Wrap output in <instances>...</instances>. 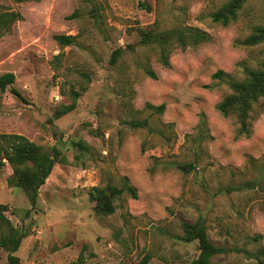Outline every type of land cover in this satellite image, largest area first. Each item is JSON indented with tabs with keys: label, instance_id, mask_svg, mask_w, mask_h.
<instances>
[{
	"label": "rangeland",
	"instance_id": "374dc122",
	"mask_svg": "<svg viewBox=\"0 0 264 264\" xmlns=\"http://www.w3.org/2000/svg\"><path fill=\"white\" fill-rule=\"evenodd\" d=\"M229 1L0 0V16H16L0 26V75L16 77L0 91V136H24L58 156L35 207L10 184L12 167L0 165V205L15 227L29 232L16 253L19 264H77L81 254L84 264L146 258L194 264L199 244L182 240L183 223L198 220L215 245L228 249L209 264H258L253 254L264 248V194L246 184L264 182V99L254 106L249 138H236L237 119L216 106L232 92L228 82L244 80L246 68L264 62V43L242 45L264 27V0H248L227 27L214 23L209 16ZM150 25L199 28L210 41L174 51L164 68L156 50L139 45V28ZM57 35L75 36V44L62 47ZM146 64L156 80L145 75ZM218 71L224 80L213 79ZM146 104L166 109L156 115ZM202 116L209 132L197 148ZM143 119L170 139L126 124ZM184 163L196 171L185 174L178 169ZM124 178L137 199L124 196L113 214L96 213L91 190L120 188ZM8 262L0 247V264Z\"/></svg>",
	"mask_w": 264,
	"mask_h": 264
},
{
	"label": "trees",
	"instance_id": "16d2710c",
	"mask_svg": "<svg viewBox=\"0 0 264 264\" xmlns=\"http://www.w3.org/2000/svg\"><path fill=\"white\" fill-rule=\"evenodd\" d=\"M18 2H36L40 3L44 0H17ZM248 0H231L221 9L212 13V21L224 27L237 21L239 12ZM151 10L150 7H146ZM76 14L68 18V20L76 18ZM16 20L15 15L0 16V26L12 23ZM140 41L139 45L143 47L153 48L157 52L158 62L164 67H170V58L174 51L185 50L187 48L198 47L210 41V36L191 26L176 27L166 31L159 30L155 25L145 28H139ZM75 36L57 35L55 40L62 46L68 47L75 44ZM264 43V27H256L254 31L242 42L246 47H255ZM123 49L115 50L110 59V64L115 66L123 55ZM148 65V64H146ZM144 73L147 77L156 80L157 74L150 65L144 66ZM226 74L218 71L214 76V80H224ZM16 77L12 73L0 75V91L5 92L9 87L13 86ZM229 87L231 93L226 95L223 100L216 106V111L225 118L234 116L237 119L238 128L236 138H249L252 134V117L255 112L254 106L264 99V62L257 69H245V79L242 81H230ZM11 93L21 98V94L15 88L10 89ZM166 109V105L153 106L145 105V110L152 114L162 115ZM133 129H147L151 132L161 135L164 139L169 140L167 134L163 130H157L150 126L148 119L132 120L126 123ZM172 127V125H170ZM207 123L204 117H201L199 134L195 140L197 148L207 140L208 134ZM0 165L6 161L13 170L10 184L14 187L22 189L32 207L37 205L39 190L50 177L55 167L58 156L53 157L52 154L42 150L39 146L20 135H3L0 136ZM144 150V149H143ZM250 163H254L251 161ZM178 169L185 174L196 171L193 163L179 164ZM249 188L256 189L264 194V182L260 178L246 184ZM236 189L224 188L221 191L231 193ZM91 199L96 203L95 211L102 215H111L115 212L114 202L118 199L128 196L137 199V189L124 178V185L116 187L107 185L105 187L93 188L90 192ZM8 208L0 205V247L8 252V264H19V258L16 256L23 240L28 237L29 232L26 228L15 227L6 217L5 213ZM182 240L191 243L197 241L201 252L200 258L194 264H209L210 260L216 256L228 252L227 248L215 245L207 234V227L202 220L194 223H183ZM245 254L250 255L247 251ZM258 264H264V248L253 254ZM149 259L143 260L142 264H148ZM77 264H84L83 254L79 256Z\"/></svg>",
	"mask_w": 264,
	"mask_h": 264
}]
</instances>
